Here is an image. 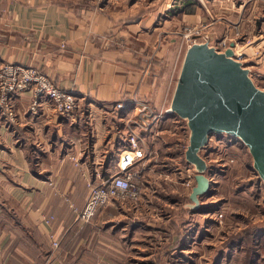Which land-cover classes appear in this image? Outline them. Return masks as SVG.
<instances>
[{
    "label": "crops",
    "instance_id": "obj_1",
    "mask_svg": "<svg viewBox=\"0 0 264 264\" xmlns=\"http://www.w3.org/2000/svg\"><path fill=\"white\" fill-rule=\"evenodd\" d=\"M199 24L209 34L208 46L222 51L218 42L224 37L230 46L264 33V0H0V64L36 66L81 99L79 111L49 119L41 110L28 109L32 94L25 92L16 99L18 124L0 125V264H43L52 250L49 234L60 243L51 264H126L153 255L148 239L166 225L155 206L154 188L146 187L137 203L109 207L105 223L97 217L90 223L76 221L72 206L83 207L90 180L99 182L116 170L121 133L137 110L114 112L111 104L139 97L156 111L170 107L186 50L180 47V32ZM247 60L252 80H260L255 84L264 91V46L258 57ZM183 120L168 113L151 138L140 132L152 146L165 145L148 163L149 181L161 160L175 161L183 173L190 168L181 152V142L190 136ZM208 143L217 153L222 144L226 159L229 150L245 146L225 134L210 136ZM108 151L114 152L113 169L105 165ZM165 177L153 180L175 183L179 193L181 182ZM223 178L199 197L207 219L212 211L206 207L218 201ZM188 192L183 199L191 203ZM170 222L162 228L170 234L167 244L176 234ZM178 239L179 245L185 241L183 235L184 241ZM236 246L222 249L218 258H228Z\"/></svg>",
    "mask_w": 264,
    "mask_h": 264
},
{
    "label": "rangeland",
    "instance_id": "obj_2",
    "mask_svg": "<svg viewBox=\"0 0 264 264\" xmlns=\"http://www.w3.org/2000/svg\"><path fill=\"white\" fill-rule=\"evenodd\" d=\"M199 25L204 26L202 24ZM191 26L194 25L184 26L180 32V47H182V50L187 49L188 43L193 39L183 37L184 28H190ZM203 32L209 37L206 28L202 30V33ZM263 38L264 33L259 32L253 37L247 39L242 38L236 43L233 41V44L237 45L236 48H238V50L239 48L248 49L251 48L252 45H256L253 50L255 54L251 58L253 59L260 55L261 48L264 46L262 41ZM221 40H225L226 42L230 41L228 37H224ZM220 41L218 42V46L223 51V47L220 46ZM256 41H260V44L257 45ZM156 50L157 46L155 45V48H153V55ZM239 51L241 52V49ZM255 83H260V80H255ZM258 87L260 88V85H258ZM44 116L49 119L58 118L51 117L48 109ZM18 122L17 116V123L11 126L13 127L14 125H17ZM183 123L187 125L186 120ZM164 146L165 145H163L162 149L161 144H156L157 150L159 151H164ZM217 148H221L218 150V153L217 151L213 152L211 150L212 147H204L200 152H198V155L206 161V165L209 164V167L215 168L214 178L217 181L219 177H225L222 179L220 191L216 190L217 192L215 198L218 199L216 204L210 206L208 204L209 202H205V204L209 205V207H206L207 210H209V212L212 211L210 212L211 214H207L212 218H209V220L207 219V215V217L201 215L202 213H200V211H202V209H199V207H205L200 206L203 204H200L199 202L198 204H195L184 201L185 199H183V197L187 195L186 193L188 191L186 187L185 189H182V185L180 183H177L179 193L177 189H175V183H167L166 181L161 180V178H159L160 180H157V183H155L154 178L159 177L161 174L162 177L168 175L165 177L168 181H173L174 179L180 181L178 180L180 177L185 175L182 180L186 177V172L183 173V169L181 170L178 163H175L178 164V166H176L174 164L175 161L173 162L168 160V162H166V160H161L153 169L154 171L152 170L148 176L151 175L150 179L152 181H149L151 183V190L154 188L155 192H157L159 196L155 206L157 207L156 209L159 212V215H162L160 216L162 217L161 222L164 223L163 221H166V225H168L167 222L169 218H171V229L176 232V234L171 236L174 241L170 243L171 245L167 244L168 241H170V234L169 231L162 229L166 226L162 224L160 227L162 230L160 229L159 233L155 231L156 234H152L151 238L148 239V242H151L154 246L153 255L150 258H142L141 260H139L140 258H137L138 261L126 264H264V181L261 179L259 172L254 167L252 156L248 152L249 150H247L248 148H246V146L243 147L244 149L242 148L243 151H238L240 148H237L236 150H229L226 154L227 159L223 158L225 156V147L221 144L219 146L217 145ZM230 155L234 157L228 158ZM216 156L218 159L215 158ZM219 158L224 159V161L228 160V165L231 166L230 169L226 170V168H223L224 170H219L217 164V160H220ZM229 159H232V162H229ZM162 163L165 164L163 165ZM105 165L110 169L115 167L113 151H108ZM189 165L190 168L197 173L196 166L190 163ZM158 170H160V172ZM214 187L211 186L209 191H213L212 188ZM189 192H191V188ZM170 195H176L179 198L174 196L175 200L172 201L173 199H170ZM188 199L190 201L189 197ZM184 202L186 205H182ZM171 206L173 209L170 208ZM219 213L222 214V217L220 218L221 222L218 217ZM183 220L184 224H182ZM187 222L189 223L185 225ZM253 229H260V235H258V237L254 240L255 242L251 241L250 237H247L248 231H252ZM182 235L185 241L182 239ZM243 237H246V239L244 238L242 240L243 243L235 247L234 252L231 255H228V258L226 256L218 258L220 251L227 248L225 247V243L231 242V245L233 246V242H237L239 238L242 239ZM177 239H182L184 241L183 244L179 245V243H177ZM182 254L185 255L180 256ZM222 254L225 253L222 252ZM216 257L217 260L215 261Z\"/></svg>",
    "mask_w": 264,
    "mask_h": 264
},
{
    "label": "built area",
    "instance_id": "obj_3",
    "mask_svg": "<svg viewBox=\"0 0 264 264\" xmlns=\"http://www.w3.org/2000/svg\"><path fill=\"white\" fill-rule=\"evenodd\" d=\"M183 37L193 38L188 47L192 44L205 43L209 41V37L202 33L204 26L194 25L190 28H184ZM257 39V38H256ZM264 42V38L262 40ZM252 42V41H250ZM258 42V43H257ZM259 45L260 41H256ZM228 42L220 41V46L225 48ZM237 45L234 44L236 48ZM256 45L246 49L245 54H237L233 51V59L244 64L247 58H252ZM187 47V48H188ZM25 92H30V104L28 109L32 113H38L41 110L42 114L48 109L51 117L70 116L81 108V99L76 96L72 89L64 88L56 85L52 79L42 73L38 67L32 65H24L13 62H2L0 64V125L12 127L17 123V97ZM111 111L119 112L133 108L135 115L129 118L126 122V129L121 133V141L123 147L118 151L115 172L109 174L105 179L95 182H88V195L82 208L72 206L74 219L90 223L97 217L100 223H105L109 218L108 208L115 203L129 201L137 203L142 196L144 189L147 187L151 190V183L147 179L148 163L157 157V148L152 146L147 139L143 138L140 132L148 135L158 129V124L163 120L164 116L171 113L170 107L154 110L149 100L145 98L133 97L128 101H115L109 107ZM154 137V136H153ZM189 138L186 142H181L182 150L188 146ZM209 145V143H207ZM205 148H211V146ZM213 149V148H212ZM217 164L219 170H222L228 165V160L219 158ZM206 162V161H205ZM232 162V159H229ZM215 168L207 165L206 175L210 179V187L218 181L214 178ZM195 172L188 168L186 177L181 181V184L187 189L192 188ZM221 222L222 214L218 215ZM48 221V220H46ZM52 250L47 255L43 264H51L53 253L59 248V240L54 234H49Z\"/></svg>",
    "mask_w": 264,
    "mask_h": 264
},
{
    "label": "water",
    "instance_id": "obj_4",
    "mask_svg": "<svg viewBox=\"0 0 264 264\" xmlns=\"http://www.w3.org/2000/svg\"><path fill=\"white\" fill-rule=\"evenodd\" d=\"M233 47L218 51L207 42L190 45L170 103L171 113L186 120L190 130L185 159L197 168L189 195L195 204L210 190L207 165L198 152L214 134L238 138L264 181V91L233 59Z\"/></svg>",
    "mask_w": 264,
    "mask_h": 264
},
{
    "label": "trees",
    "instance_id": "obj_5",
    "mask_svg": "<svg viewBox=\"0 0 264 264\" xmlns=\"http://www.w3.org/2000/svg\"><path fill=\"white\" fill-rule=\"evenodd\" d=\"M188 165V162H187V160L185 159V162H184V166H187ZM192 187H193V185H192ZM190 202L191 203H193L191 200H190ZM259 233H260V231L257 229V230H255V229H253L252 231L250 230V231H248V235H247V237H250L251 238V241H254L257 237H258V235H259ZM246 239V237H243L242 239L241 238H239L238 240H237V242H233L232 244H234V245H241V243H243L242 242V240L243 239ZM248 241V240H247ZM226 242V241H225ZM255 242V241H254ZM226 245H225V247H230V246H232L231 245V242H229V243H225Z\"/></svg>",
    "mask_w": 264,
    "mask_h": 264
},
{
    "label": "bare ground",
    "instance_id": "obj_6",
    "mask_svg": "<svg viewBox=\"0 0 264 264\" xmlns=\"http://www.w3.org/2000/svg\"><path fill=\"white\" fill-rule=\"evenodd\" d=\"M228 46V45H227ZM233 51H234V53L236 52V50H235V47H233ZM238 54V53H237ZM243 65H246V63H244Z\"/></svg>",
    "mask_w": 264,
    "mask_h": 264
}]
</instances>
